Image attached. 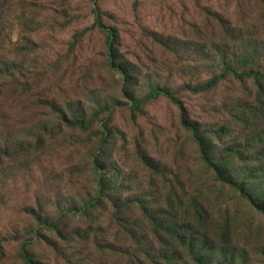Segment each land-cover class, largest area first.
Masks as SVG:
<instances>
[{
	"label": "rangeland",
	"instance_id": "1",
	"mask_svg": "<svg viewBox=\"0 0 264 264\" xmlns=\"http://www.w3.org/2000/svg\"><path fill=\"white\" fill-rule=\"evenodd\" d=\"M98 5L125 77L92 0H0V264H21V246L41 264H264V216L205 167L178 108L125 105L174 93L223 177L264 209V0ZM96 158L100 205L39 228L95 197Z\"/></svg>",
	"mask_w": 264,
	"mask_h": 264
},
{
	"label": "trees",
	"instance_id": "2",
	"mask_svg": "<svg viewBox=\"0 0 264 264\" xmlns=\"http://www.w3.org/2000/svg\"><path fill=\"white\" fill-rule=\"evenodd\" d=\"M99 0H92V14H93V22L92 27L99 29L100 31H103L106 34V40H105V50L107 55V64L111 69H114L118 72H120L125 77V71L122 67L118 65V56H117V44L119 42V32L118 29L114 26H108L104 23L103 16L104 12L100 9L98 5ZM81 34H76L75 39H78ZM75 43V42H74ZM232 76H235L237 78H246V77H253L255 79L259 78V71L257 70H251V71H244V72H237L234 69H229ZM219 77H215L208 81L207 83L203 85H199L195 88L197 91H202L205 89H208L212 85H214ZM127 97V103L125 104L127 108H129L133 112L139 111L143 106L146 104L159 100L160 97H164L168 99L171 103H173L174 106H176L180 112L181 116V125L184 129L188 130L195 143L197 144L199 151H200V159L202 163L205 165V167L212 171V173L215 176V179L223 184H226L230 188H233L239 196L244 199L251 207L256 209L258 212H260L264 216V209L260 208L257 201L247 192L244 190V188L241 185H238L231 180L225 179L220 171V169L216 166L215 162L209 157V155L206 153L204 149L203 142L198 135V130L195 125H192L187 122L185 110L183 103L175 96L174 93L168 91L167 89L163 87H155L153 88L148 95L145 97L134 100L129 95H126ZM112 114V110L108 108H101L97 113L96 117L103 116L105 119H103V125H102V141L101 146L105 145L109 139L110 132H109V125L111 123L110 116ZM73 127H84L86 128L87 125L83 124L82 122H73L71 124ZM94 168L98 173V190L95 195V197L88 201V203L82 205L79 208H70L62 211L57 219L52 220L51 222H43V221H37L39 228H45L47 230L51 231H57L61 232L59 227V221L61 218H65L68 216L76 217V216H85L89 212L90 209L97 208L101 201L103 200V197L106 192L107 184L104 182V176L102 175V165L100 164L99 160L96 158L93 162ZM116 211H120V209H117ZM17 257L20 260L21 264H41L40 262H37L33 256L26 250L24 246H21L17 251Z\"/></svg>",
	"mask_w": 264,
	"mask_h": 264
}]
</instances>
